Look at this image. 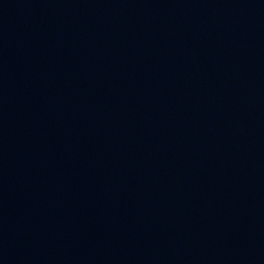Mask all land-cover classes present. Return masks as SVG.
Instances as JSON below:
<instances>
[{
    "label": "water",
    "instance_id": "1",
    "mask_svg": "<svg viewBox=\"0 0 264 264\" xmlns=\"http://www.w3.org/2000/svg\"><path fill=\"white\" fill-rule=\"evenodd\" d=\"M0 264H264V0H0Z\"/></svg>",
    "mask_w": 264,
    "mask_h": 264
}]
</instances>
